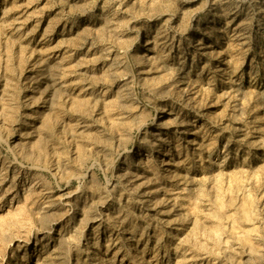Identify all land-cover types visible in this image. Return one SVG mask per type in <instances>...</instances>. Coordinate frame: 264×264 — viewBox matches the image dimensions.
Returning <instances> with one entry per match:
<instances>
[{"label": "rangeland", "instance_id": "374dc122", "mask_svg": "<svg viewBox=\"0 0 264 264\" xmlns=\"http://www.w3.org/2000/svg\"><path fill=\"white\" fill-rule=\"evenodd\" d=\"M0 264H264V0H0Z\"/></svg>", "mask_w": 264, "mask_h": 264}]
</instances>
